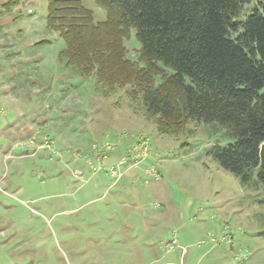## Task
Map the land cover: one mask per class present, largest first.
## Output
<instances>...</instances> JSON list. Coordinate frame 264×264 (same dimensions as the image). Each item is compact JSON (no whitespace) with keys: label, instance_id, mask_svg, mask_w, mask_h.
<instances>
[{"label":"rangeland","instance_id":"obj_1","mask_svg":"<svg viewBox=\"0 0 264 264\" xmlns=\"http://www.w3.org/2000/svg\"><path fill=\"white\" fill-rule=\"evenodd\" d=\"M48 4L0 0V264H264L262 188L208 153L226 131L163 135L129 88L67 68ZM125 47L138 62L134 28Z\"/></svg>","mask_w":264,"mask_h":264},{"label":"trees","instance_id":"obj_2","mask_svg":"<svg viewBox=\"0 0 264 264\" xmlns=\"http://www.w3.org/2000/svg\"><path fill=\"white\" fill-rule=\"evenodd\" d=\"M95 2L106 21L95 22L83 0H49L47 26L66 43L60 61L94 75L105 95L129 88L163 135L187 134L193 122L225 130L233 142L208 153L264 192V0L244 20L251 0ZM133 28L138 62L125 47Z\"/></svg>","mask_w":264,"mask_h":264},{"label":"built area","instance_id":"obj_3","mask_svg":"<svg viewBox=\"0 0 264 264\" xmlns=\"http://www.w3.org/2000/svg\"><path fill=\"white\" fill-rule=\"evenodd\" d=\"M144 151H145V148H144ZM145 153V152H144ZM112 171H115V169L114 168H112Z\"/></svg>","mask_w":264,"mask_h":264}]
</instances>
